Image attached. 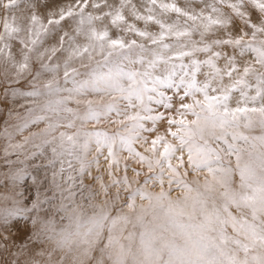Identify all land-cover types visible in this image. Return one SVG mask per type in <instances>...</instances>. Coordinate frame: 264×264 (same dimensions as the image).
<instances>
[{
	"label": "snow or ice",
	"instance_id": "1",
	"mask_svg": "<svg viewBox=\"0 0 264 264\" xmlns=\"http://www.w3.org/2000/svg\"><path fill=\"white\" fill-rule=\"evenodd\" d=\"M0 264H264V0H0Z\"/></svg>",
	"mask_w": 264,
	"mask_h": 264
}]
</instances>
